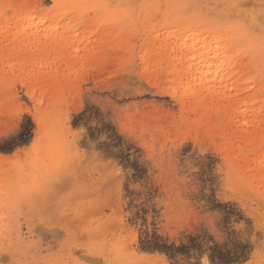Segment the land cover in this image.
<instances>
[{
  "label": "rangeland",
  "instance_id": "rangeland-1",
  "mask_svg": "<svg viewBox=\"0 0 264 264\" xmlns=\"http://www.w3.org/2000/svg\"><path fill=\"white\" fill-rule=\"evenodd\" d=\"M0 264H264V0H0Z\"/></svg>",
  "mask_w": 264,
  "mask_h": 264
}]
</instances>
